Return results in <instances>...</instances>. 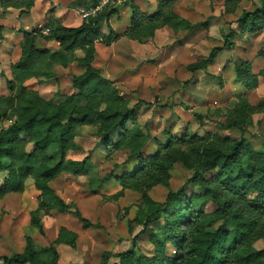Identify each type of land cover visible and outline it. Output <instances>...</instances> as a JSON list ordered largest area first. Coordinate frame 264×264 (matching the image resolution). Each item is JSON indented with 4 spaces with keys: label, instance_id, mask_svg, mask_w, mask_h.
I'll list each match as a JSON object with an SVG mask.
<instances>
[{
    "label": "trees",
    "instance_id": "obj_1",
    "mask_svg": "<svg viewBox=\"0 0 264 264\" xmlns=\"http://www.w3.org/2000/svg\"><path fill=\"white\" fill-rule=\"evenodd\" d=\"M98 1L93 0V4ZM159 1V11L151 17H146L134 0L126 2L133 13L132 26L126 36L144 42L165 25L175 30L185 23L190 30L196 28V24L186 22L175 12L165 15V10L176 0ZM2 2L5 8L29 11L36 0ZM261 3L264 4V0ZM117 11L118 7H113L105 16L110 18ZM262 16L264 6L252 12L243 11L238 22L252 17L244 25L246 30L262 31ZM100 25L99 18H94L90 23L68 27L52 17L44 27L23 32L21 54L11 67L13 78L7 82L10 94H0V104H6L11 110L10 114L0 112V200L10 193L38 191L37 206L30 210V227L42 235L45 234L44 217L54 213L72 214L84 228H90L95 224L82 214L75 202H67L58 195L52 183L63 173L88 176L89 189L96 190L114 179L122 188L116 195H107L104 199L116 201L125 196L127 189L140 192L142 202L134 220L143 226L141 234L147 233L146 240L151 245L150 252L144 253L139 252L134 242L129 250L115 255L119 264H264V248L256 246L264 240V157L253 161L251 155L237 156V145L233 143L231 152L206 158L205 163L217 169L215 175L206 178L203 172H195L179 190L170 189L164 202L153 200L150 190L158 185L170 188L171 173L166 171L170 166L167 161L161 162V170L150 167V161L134 175L117 176L113 172L103 177L99 175L92 154L100 148L105 150L106 160H111L117 151H131L136 156L143 151L140 140L131 130L127 135L117 131L125 126L130 114L135 116L136 108H129L128 98L121 96L113 82L93 65L97 42L109 45L119 37L113 29L108 35L102 34ZM45 29H49L48 34L44 33ZM4 30L0 23V46L5 40ZM39 38L58 42V49L41 48L37 44ZM233 39V33L229 32L225 45L233 46ZM221 50L222 47L214 48L208 58L191 64L188 69L191 72L207 69ZM259 55L264 59V47ZM73 63L83 68L80 74L72 77L77 94L58 92L54 98L46 99L25 85L30 79L42 83L51 80L56 76L57 66L67 68ZM241 63L249 71L250 89L257 88L264 69L260 74H254L252 64L242 61L237 63V75ZM77 96L85 102L78 103ZM239 104L243 119H246L257 109L264 108V98L253 105L248 94L243 93L237 95L235 105ZM234 110L228 114L230 118L237 111ZM235 115L229 127L237 125L240 113ZM86 129L92 130L97 138L94 148L82 160L68 158L70 151L82 150L79 138ZM113 134L120 136L116 143H113ZM249 142L242 152L250 151ZM29 145L33 146L31 150ZM155 159L159 161V157ZM3 173L6 176L3 177ZM239 199L246 201V208L233 211L235 201ZM227 220L232 223L230 228L221 225L214 229L219 222ZM25 240L24 251L0 255L1 264H61L59 245L76 248L78 234L61 227L57 239L47 246L39 245L30 232L26 233ZM113 256L111 252H105L101 264H109Z\"/></svg>",
    "mask_w": 264,
    "mask_h": 264
},
{
    "label": "rangeland",
    "instance_id": "obj_2",
    "mask_svg": "<svg viewBox=\"0 0 264 264\" xmlns=\"http://www.w3.org/2000/svg\"><path fill=\"white\" fill-rule=\"evenodd\" d=\"M47 1L43 0L42 3L45 4ZM215 2L217 0H201L199 4H193L195 5L194 11L198 16L196 19H204L211 24V27H208V23L206 25H200L202 27L199 29L202 30L195 33L193 35L194 37L189 33H176L172 35L169 32H162L157 40H153V43L149 44L147 48L140 50L141 55H137V57L132 55V60H126L128 57L122 58L121 60H115L111 57L108 60L106 55V58H103L100 64H104L105 72L111 77L113 84L119 91H123L126 97L130 93L137 92L140 89H143L145 92L150 89H160L161 94H166L169 86L177 82L182 81L183 84L187 85L189 82H197L200 79V75H212V72L205 71H197L191 74L186 68L189 63L197 60V58L200 59L205 54L208 56L213 49L211 48L212 45L223 46V43H225V35L227 34H223L219 30H214L215 26L211 23V19L213 18L212 14H215L217 18L220 14L218 9H211L212 14H210V4ZM189 3H192V0H180L179 4L180 10L187 15L192 9L185 7ZM219 7L222 6L218 4ZM257 8H245L243 11L252 12ZM13 10L15 9L5 8L2 0H0V23L2 21L7 26V30L4 31L5 40L0 47V94L3 95L10 94L7 82L12 80L13 74L11 67L20 57L21 41L19 40V35H22V29H24V26H20L17 30L15 25H13L14 23H12L15 17L18 18L21 16L20 10L16 12L15 17L11 20L9 19ZM25 13L23 12V16L26 15ZM22 20L23 17H19L20 24ZM250 32L252 34L251 40H245L242 45H239L235 49V53L237 54L236 62H238V59L246 57L244 60H253L255 66H258V59L261 57L258 52L264 47V30ZM233 50H226L225 52H232ZM145 52L147 53L144 54ZM192 52L195 54L193 55ZM174 60H176L175 63L173 62ZM130 63L131 65L127 66ZM215 64L208 69H213ZM231 64L232 57L224 59L220 72H226ZM82 71L83 68L77 63H73L67 68L57 66L55 68L56 76L51 80L42 83L36 79H30L25 85L29 89L37 90L46 99L54 98L58 92L62 95L77 94L78 91L72 86V77L74 74H80ZM232 83L235 84L236 81L233 80ZM258 86L257 88L250 89L248 92L249 99L253 105H257L264 98V89L261 88V82ZM238 91L230 93V98H222L221 103L226 102L229 107L234 106L237 102ZM181 96H184L183 92H181ZM76 101L78 103L85 102L79 96L76 97ZM197 107L200 108L202 105L198 104ZM203 107L212 108L215 111V106L210 102H204ZM236 110L235 114L240 113V116H238L239 120H237V125H239L244 120L243 113H241V104H239ZM0 112L10 114L11 110L6 104H0ZM235 114L231 118L229 116L230 123H233L234 117H236ZM251 121V124L259 129L264 124V108L257 109L251 115ZM10 122L8 121L7 123ZM253 136L255 138L256 134L254 133ZM79 142L83 147L82 150L70 151L67 156L68 158L82 160L94 148L97 138L94 136L92 130L86 129L79 138ZM32 147V145H29V150ZM123 153L125 152L117 151L113 154L111 160H106L105 150L103 148L95 151L92 154V160L98 165L99 175L103 177L108 172L122 175V173L108 171V169L116 166L114 158ZM183 175L184 166L177 164L175 166V174L171 173L170 188L162 185L155 186L150 190L151 197L156 201L164 202L170 189L175 191L179 190L193 176L191 175L186 179H181ZM2 176L4 177L6 174L3 173ZM88 180V176L76 177L68 173H63L52 183V187L67 202H75L82 210L84 216H87L95 226L85 230L81 223L71 217V215L54 214L47 216L43 219L45 236L40 235L37 230L34 232V235H37L39 244L41 246H47L51 242V237L58 232L61 226L65 225L78 232L79 239L76 248H61L62 264H101L105 252H111L114 255L113 257H115L118 253L129 250L134 242H136V248L139 249V252H150L151 247L145 242V236H137L142 230L141 226L134 224L133 231H129L128 229L129 222L135 218L136 211L142 202V194L129 189L125 191L124 197H118L113 202L106 201L104 197L107 195H116L121 189V184L112 180L102 189V192L99 189L97 195L94 192L95 190L89 189ZM38 194L39 192L35 190H31L23 195L10 193L3 200H0V255L23 250L26 233L30 232L32 234L29 224L30 210L37 206ZM221 225L225 229H228L232 226V223L229 220L227 222H219L214 226V229ZM108 237H115V244L106 242V238ZM126 243L130 246L124 247L123 245ZM117 245L121 247L116 251H112V247H116ZM256 246L258 249L264 248V240H260ZM115 261L113 260L112 264Z\"/></svg>",
    "mask_w": 264,
    "mask_h": 264
},
{
    "label": "clouds",
    "instance_id": "obj_3",
    "mask_svg": "<svg viewBox=\"0 0 264 264\" xmlns=\"http://www.w3.org/2000/svg\"><path fill=\"white\" fill-rule=\"evenodd\" d=\"M52 3L59 4L60 0H51ZM70 2V0H69ZM93 0H86V6L90 5ZM125 0H99L96 7H80L72 9V12L79 16L85 23H90L94 18H99L103 25V32L107 34L108 24L111 23L114 28L119 30V22L113 15L107 18L105 14L113 7H122ZM158 0H146L142 4V9L153 10L156 8ZM218 4L222 7L218 8ZM150 6V7H149ZM264 4L261 0H217L210 4L211 9H218L219 17L212 14L211 23L215 26L214 30H219L223 34L232 32L235 38V44L242 45L245 40H251L252 34L245 28V23L252 19L246 17L245 22H238V17L243 14L245 8L262 7ZM187 8H195V5L186 4ZM180 5H174L165 10V15H171L177 11ZM68 11L67 7L63 8ZM18 9L12 11L9 17L11 20L15 17ZM127 14V9H125ZM206 18V17H205ZM163 20V17H162ZM24 23L29 27L32 21L27 17ZM261 25H264V16L260 18ZM19 26V21H17ZM179 38V37H178ZM235 47L232 52H225L217 60L213 69L202 70L212 72V75H200V79L195 82H189L185 85L183 82H177L169 86L166 94H161L160 89H150L145 92L140 89L132 92L128 96V107L136 108L135 116H129L125 126L119 128L118 132L128 134L131 130L133 136L140 140V147L143 151L139 156L134 155L131 151L120 154L114 158L116 166L108 169L116 173L125 175H134L145 165L161 170L163 161L170 165L166 171L175 174L177 164L184 166V175L181 179L193 175L197 171L203 172L206 178L215 175L217 169L211 164H206L205 160L210 155L220 157L222 153L231 152L232 144L237 145L235 151L237 156H252L253 161L258 157H264V124L257 129L250 123L251 116L239 123L229 127V113L239 105L229 107L226 102L221 103L222 98L229 97V94L239 90L241 94L252 88L251 77L248 69L241 63L237 75ZM227 57H232V64L226 72H220L223 61ZM205 54L202 59H206ZM243 59H246L243 58ZM264 69V62L253 67L252 71L260 74ZM108 76L107 72L102 73ZM236 83L233 84L232 81ZM261 88L264 89V75H260ZM181 92L184 96H181ZM125 93L120 92L123 96ZM230 98V97H229ZM204 102H210L215 106L212 108L203 107ZM202 105L198 108L197 105ZM256 134L255 138L253 134ZM228 138V139H226ZM120 140V136L113 134V143ZM251 141L250 151L242 152L245 144ZM159 157V161H156ZM207 171H203L204 169ZM219 194V193H218ZM246 208V201L239 199L235 201L233 211ZM134 234V233H133ZM115 237L106 238V242L115 244ZM130 246L129 244L123 245ZM120 245L112 247V251L118 250ZM116 260L119 264L118 257L109 259V264Z\"/></svg>",
    "mask_w": 264,
    "mask_h": 264
},
{
    "label": "crops",
    "instance_id": "obj_4",
    "mask_svg": "<svg viewBox=\"0 0 264 264\" xmlns=\"http://www.w3.org/2000/svg\"><path fill=\"white\" fill-rule=\"evenodd\" d=\"M201 0H192V3L191 4H194V3H198L199 4V2H200ZM43 2V0L42 1H40V0H36V2H35V5H34V7L31 9V10H29V11H26V9H18V8H14V7H9V8H7V9H11V8H13V9H18V10H20V14H21V16H19V17H23V20H22V23L20 24V22H19V26H18V24H17V21H19V17L17 18V17H15L14 19H13V21H12V23H14L13 25H15V27L17 28V30H18V28L20 27V26H24L23 28L24 29H22V35H19V40L20 41H22V39H23V32L24 31H32V30H34V29H37V28H41V27H44L45 26V24L52 18V17H54V18H57V19H59L60 21H62V23L65 25V26H68V27H78V26H80V25H82L83 23H84V21H82L81 19H80V17L79 16H77V15H75L73 12H72V9H79L80 7H94V6H96L97 5V3L98 2H96L95 4H93L94 2H92L90 5H87L86 6V0H70V2H69V0L68 1H62L61 0V3H59V4H56V3H52L51 2V0H48L47 1V3H45V4H43L42 3ZM75 2V3H74ZM134 2H135V4H136V6L140 9V11L146 16V17H151V16H154V15H156L157 13H158V11H159V6H160V1L158 0V3H157V6H156V8L155 9H153V10H148L147 8H145V9H142V7H141V5L142 4H144V3H146V0H134ZM242 2V1H241ZM42 3V4H41ZM60 4H62V5H60ZM180 4V0H176L174 3H173V5L172 6H174V5H179ZM64 7H67L68 8V11H64L63 10V8ZM150 7V6H149ZM125 9H127V14L125 13ZM23 12H26L25 14L26 15H24L23 16ZM180 18H182L183 20H185L186 22H189V23H191V24H196L197 25V28L193 31V30H190V29H188L186 26H185V24L183 25V26H181L179 29H177V30H175L173 27H171V26H169V25H165V26H162V27H160V28H158V29H156V31H155V35H154V37L153 38H150V39H148V40H146V41H144V42H140V41H138V40H134V39H132V38H130V37H128V36H126V33H127V31L130 29V27L132 26V22H133V13H132V9H131V7H130V5H128V4H124L122 7H118V11L114 14L115 16H116V21L117 22H119V30H117V28H114L113 26H112V24L111 23H109L108 24V32H107V34L106 35H108L109 33H110V30L111 29H113L114 31H115V33H116V35H118L119 37H118V39H116L114 42H112L111 44H109V45H106L105 43H103V42H97V44H96V54H95V59H94V62H93V65L97 68V69H99L100 71H101V73H105V70H104V64L102 65V64H100L101 63V61H102V59L103 58H106V55H107V57H108V60H110L111 59V57H113L115 60L116 59H119V60H121L122 58H126V57H128V58H126V60H132V55H134V56H136L137 57V55L139 56V55H141V53H140V50H142V49H145V48H147V46H149V44H151V43H153V40L155 41V40H157L158 39V37H159V35H160V33H162V32H169L170 34H176V33H184V34H191L192 35V37H194L193 35L195 34V33H197L199 30H202V29H199V28H201L202 26H200V25H206L208 22L207 21H205L204 19L203 20H201V19H196V18H198V16H197V14L195 13V11H194V8H192L189 12H188V15L187 14H185V13H183L181 10H180V8L177 10V11H174ZM113 16V15H112ZM241 16V15H240ZM239 16V17H240ZM25 17H27L30 21H32V23H31V26L29 27L27 24H25L24 23V18ZM239 17H238V21H239ZM193 20H194V22H193ZM196 20V21H195ZM1 24L2 25H4V27H5V30H7V26L4 24V23H2V21H1ZM211 27V24H209L208 23V27ZM103 25L101 24L100 25V27H99V30H100V32L102 33V34H105L104 32H103ZM4 30V31H5ZM249 32V31H248ZM251 33V32H250ZM226 36V35H225ZM234 44H233V46H226L225 45V43H223V46H220V45H212V47L211 48H221L222 47V50L219 52V53H217V55H216V57H215V59H214V61L212 62V63H210L209 64V66H208V68H210L213 64H215V62H217V60H218V58L226 51V50H233L234 49V47H235V49H236V47L238 48V46L239 45H237V44H235V38L233 39V41H232ZM20 44H21V42H20ZM37 44L41 47V48H47V49H49V50H51V51H55L56 49H58V47H59V43L58 42H56V41H47V40H45V39H43V38H39L38 39V41H37ZM2 46V45H1ZM0 46V47H1ZM212 49V50H213ZM211 50V51H212ZM261 50V49H260ZM260 50H259V52H258V54L260 53ZM20 51H21V47H20ZM150 52V51H149ZM147 52H145L144 54H146ZM211 53V52H210ZM210 53H209V55H210ZM21 54V53H20ZM192 54L194 55L195 53L194 52H192ZM209 55L207 56V58L209 57ZM260 56V55H259ZM258 56V57H259ZM202 60H204V59H202V58H197V60H195V61H193V62H191V63H189L188 65H187V70L192 74V73H195V72H197V71H202V70H206V69H201V70H197V71H195V72H191L189 69H188V67L191 65V64H193V63H195V62H198V61H202ZM259 61H258V63H257V65H259V62H264V59L262 58V57H260L259 59H258ZM106 61V60H105ZM238 62L237 63H240V62H242V61H249L251 64H252V69H253V67L255 66V64H254V61L253 60H249V59H247V60H244V59H238L237 60ZM174 63L176 62V60H174L173 61ZM172 62V63H173ZM131 65V63L130 64H128L127 66H130ZM207 68V69H208ZM253 72V71H252ZM254 74H257V73H255V72H253ZM104 76V75H103ZM105 77V76H104ZM106 78H108L109 80H111V77L110 76H107ZM112 81V80H111ZM259 84H260V81H259ZM259 87V86H258ZM121 92V91H120ZM248 92L249 91H246L245 93H247L248 94ZM239 94H241V92L240 91H238L237 92V95H239ZM123 96H125L126 97V95L124 94ZM128 97V96H127ZM249 97V96H248ZM250 100V99H249ZM250 103H251V101H250ZM252 104V103H251ZM115 175H117V176H123L124 174L122 173V175L120 174H115ZM115 181V182H117L116 180H114V179H111V180H109L108 182H106V183H104L103 185H101L100 187H98V188H96V190L94 191L97 195H98V193H97V191H99V189H100V191L102 192V189L110 182V181ZM119 184V183H118ZM163 186V185H162ZM165 187V186H164ZM122 188V187H121ZM121 190V189H120ZM127 190H129V189H127ZM130 190H132V189H130ZM132 191H135V190H132ZM136 192H138V191H136ZM151 192V191H150ZM140 193V192H139ZM17 194H19V193H17ZM99 194H102V193H99ZM20 195H23V194H20ZM103 195H105V194H103ZM151 196V195H150ZM153 199V198H152ZM154 200V199H153ZM156 201V200H155ZM158 202H161V201H158ZM78 206V205H77ZM78 208L80 209V207L78 206ZM80 211L82 212V210L80 209ZM137 211H138V209H137ZM137 211H136V214H135V217H136V215H137ZM54 214H61V215H71V217H73V218H75L78 222H80L81 223V225H82V222L78 219V218H76L75 216H73L72 214H69V213H54ZM53 214V215H54ZM82 214H83V212H82ZM84 215V214H83ZM86 218H87V216H85ZM89 219V218H88ZM135 218H133V220L131 219V221L129 222V224H128V229H129V231H133V229H134V224H136V225H140L141 226V228H142V230L140 231V233H139V235H137V236H139V237H142V236H145V242L146 243H148L147 242V233L146 234H141V232L143 231V226L141 225V224H138L137 222H135V220H134ZM90 220V219H89ZM44 222V221H43ZM29 224H30V222H29ZM45 225V224H44ZM61 227H66V228H68L69 230H71V231H74V232H76L75 230H72V229H70L69 227H67V226H65V225H63V226H61ZM61 227L59 228V230H58V232L55 234V235H53L52 237H51V242L49 243V244H51L52 242H54L56 239H57V237H58V233H59V231H60V229H61ZM83 227V226H82ZM91 228V227H90ZM83 229H89V228H84L83 227ZM30 231L32 232V235H33V237L35 238V240L37 241V235H34V232H35V229H32L31 227H30ZM44 232H45V227H44ZM40 235H42L40 232H38ZM77 234H78V239H79V233L78 232H76ZM42 236H45V234L44 235H42ZM77 242H78V240H77ZM37 243L39 244V242L37 241ZM48 244V245H49ZM40 245V244H39ZM25 246H26V240H25V245H24V247H23V250L22 251H19V252H23L24 251V248H25ZM150 247H151V245H149ZM66 247H72V246H70V245H67V244H61V245H59V247H58V249H59V252H60V250H61V248H66ZM73 248V247H72ZM151 249V248H150ZM15 252H17V251H15ZM119 254V253H118ZM116 257V256H115ZM117 261H115L114 263H116ZM60 263H61V253H60ZM113 263V264H114ZM62 264V263H61Z\"/></svg>",
    "mask_w": 264,
    "mask_h": 264
},
{
    "label": "built area",
    "instance_id": "obj_5",
    "mask_svg": "<svg viewBox=\"0 0 264 264\" xmlns=\"http://www.w3.org/2000/svg\"><path fill=\"white\" fill-rule=\"evenodd\" d=\"M127 1H128V0H125L124 4H125ZM98 2H99V1H98ZM124 4H123V5H124ZM94 7H96V6H94ZM94 7H93V8H94ZM44 33H45V34H48V33H49V29H47Z\"/></svg>",
    "mask_w": 264,
    "mask_h": 264
}]
</instances>
